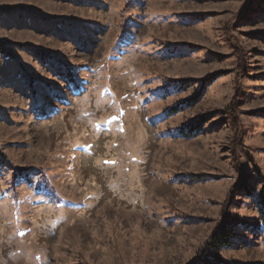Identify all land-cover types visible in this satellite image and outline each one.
Here are the masks:
<instances>
[{"label": "rangeland", "instance_id": "obj_1", "mask_svg": "<svg viewBox=\"0 0 264 264\" xmlns=\"http://www.w3.org/2000/svg\"><path fill=\"white\" fill-rule=\"evenodd\" d=\"M263 212L264 0H0V264H264Z\"/></svg>", "mask_w": 264, "mask_h": 264}, {"label": "trees", "instance_id": "obj_2", "mask_svg": "<svg viewBox=\"0 0 264 264\" xmlns=\"http://www.w3.org/2000/svg\"><path fill=\"white\" fill-rule=\"evenodd\" d=\"M262 219H263V226H264V212L262 214ZM237 223L229 221L227 224L222 226V228L220 229V232H218L217 235L214 237V239H212V241H211L212 247L222 248L224 246H227L228 242L232 239V235H233L231 232L232 228ZM198 257H195L194 259H192V261L189 264H211V262L207 261L204 258V256L200 257V258H198ZM234 264H240V263H234Z\"/></svg>", "mask_w": 264, "mask_h": 264}]
</instances>
